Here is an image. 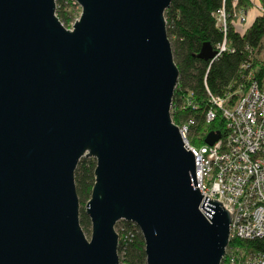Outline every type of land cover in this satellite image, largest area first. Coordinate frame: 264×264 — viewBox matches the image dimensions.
Here are the masks:
<instances>
[{"label": "water", "instance_id": "1", "mask_svg": "<svg viewBox=\"0 0 264 264\" xmlns=\"http://www.w3.org/2000/svg\"><path fill=\"white\" fill-rule=\"evenodd\" d=\"M170 1L75 0L68 29L54 0H0V264H119L120 220L140 230L146 264L221 263L231 214L199 191L170 114ZM81 156L96 162L89 236Z\"/></svg>", "mask_w": 264, "mask_h": 264}, {"label": "trees", "instance_id": "2", "mask_svg": "<svg viewBox=\"0 0 264 264\" xmlns=\"http://www.w3.org/2000/svg\"><path fill=\"white\" fill-rule=\"evenodd\" d=\"M55 14L63 24L68 23L70 13L66 10L72 0H54ZM74 1V0H73ZM256 6L258 11L246 26L235 22L239 10L247 11ZM225 12L226 30L217 23L216 13ZM166 34L170 42L173 60L178 69L170 114L172 121L180 125L189 118L194 119L188 138L201 145L205 133L226 131L225 120L218 109L210 121L205 112L210 108L209 94L228 96L236 101L245 91L252 71L260 83L264 80V67L257 58V51L264 35V0H171L164 10ZM229 46L212 59L198 56L201 45L208 42L213 48L223 40ZM204 133V134H203ZM95 158L81 156L74 169V183L79 202V224L89 236L91 222L84 212L94 182ZM119 236L117 253L119 264H146L144 240L138 227L128 221L115 224ZM246 251L264 253V232L251 239L230 240ZM220 264H225L224 260Z\"/></svg>", "mask_w": 264, "mask_h": 264}, {"label": "built area", "instance_id": "3", "mask_svg": "<svg viewBox=\"0 0 264 264\" xmlns=\"http://www.w3.org/2000/svg\"><path fill=\"white\" fill-rule=\"evenodd\" d=\"M245 13L240 10L241 21H245ZM216 19L225 31L223 10L217 11ZM228 47L224 37L214 48L216 55ZM247 79V90L234 102L228 96L208 95L211 106L205 112L206 121L213 119L218 109L226 127L225 134L212 144L198 145L189 140L194 119L178 125L186 148L194 156L199 191L220 201L231 214L229 242L259 237L264 232V80L260 83L252 71ZM228 244L222 259L225 264H264V253Z\"/></svg>", "mask_w": 264, "mask_h": 264}, {"label": "rangeland", "instance_id": "4", "mask_svg": "<svg viewBox=\"0 0 264 264\" xmlns=\"http://www.w3.org/2000/svg\"><path fill=\"white\" fill-rule=\"evenodd\" d=\"M66 10L70 13L69 15V19H68V23L64 24L65 28H72V24L73 22L79 17L80 14V6L78 5V3L75 2V0L71 1V3L69 5H67ZM223 10V9H220ZM258 11V8L256 6H251L249 7V9L246 11V13L244 14L245 17V21H241L240 17L241 15H239L240 10L237 13L235 22L237 23L238 26L240 27H245L246 24H248L250 22V20L253 18V16L256 14V12ZM224 12V10H223ZM225 15V12H224ZM241 21V22H239ZM257 58L259 59V61H261V63L263 64L264 67V35L261 39V45L259 47V50L257 51ZM216 56V54L214 55V57ZM236 240V239H234ZM233 241V239H232ZM235 244V243H233ZM233 244H230L233 245ZM229 245V244H228Z\"/></svg>", "mask_w": 264, "mask_h": 264}]
</instances>
